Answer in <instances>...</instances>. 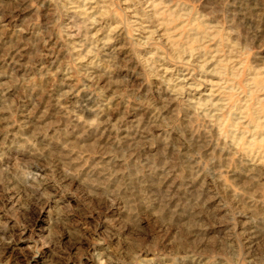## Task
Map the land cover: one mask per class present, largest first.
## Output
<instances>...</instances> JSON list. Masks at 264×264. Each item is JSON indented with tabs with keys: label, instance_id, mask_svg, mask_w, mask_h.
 I'll return each instance as SVG.
<instances>
[{
	"label": "rangeland",
	"instance_id": "obj_1",
	"mask_svg": "<svg viewBox=\"0 0 264 264\" xmlns=\"http://www.w3.org/2000/svg\"><path fill=\"white\" fill-rule=\"evenodd\" d=\"M0 264H264V0H0Z\"/></svg>",
	"mask_w": 264,
	"mask_h": 264
}]
</instances>
